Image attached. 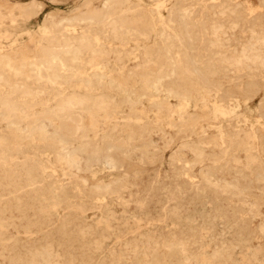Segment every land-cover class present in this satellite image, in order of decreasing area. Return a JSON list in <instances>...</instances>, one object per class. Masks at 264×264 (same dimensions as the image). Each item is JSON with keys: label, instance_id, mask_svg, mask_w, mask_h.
<instances>
[{"label": "rangeland", "instance_id": "374dc122", "mask_svg": "<svg viewBox=\"0 0 264 264\" xmlns=\"http://www.w3.org/2000/svg\"><path fill=\"white\" fill-rule=\"evenodd\" d=\"M263 28L264 0H0V264H264Z\"/></svg>", "mask_w": 264, "mask_h": 264}, {"label": "bare ground", "instance_id": "6f19581e", "mask_svg": "<svg viewBox=\"0 0 264 264\" xmlns=\"http://www.w3.org/2000/svg\"><path fill=\"white\" fill-rule=\"evenodd\" d=\"M85 2V1H84ZM192 3V2H191ZM130 6V5H129ZM189 6V5H188ZM82 9V8H81ZM129 9V8H128ZM171 9V8H170ZM16 10V9H15ZM139 10V9H138ZM93 12V11H92ZM139 12H140V10H139ZM96 13V12H95ZM170 13V12H169ZM89 14V13H88ZM94 15V14H93ZM134 15V14H133ZM140 15V14H139ZM74 16V15H73ZM89 16V15H88ZM95 16V15H94ZM137 17V16H136ZM170 17V16H169ZM112 20V19H111ZM122 22V21H121ZM146 22V21H145ZM111 23V22H110ZM109 23V24H110ZM117 23V22H116ZM123 23H124V21H123ZM154 23V22H153ZM108 24V23H107ZM98 25V24H97ZM118 25V24H117ZM123 25V24H122ZM218 25V24H217ZM70 26V25H69ZM213 26V25H212ZM221 26V25H220ZM51 27V26H50ZM105 27V26H104ZM108 27V26H107ZM115 27V26H114ZM113 28V27H112ZM123 28V27H122ZM126 28V27H125ZM54 29V28H53ZM232 29V28H231ZM252 29V28H251ZM264 29V28H263ZM60 30V29H59ZM131 30V29H130ZM136 30V29H135ZM234 30V29H233ZM64 31V30H63ZM111 31V30H110ZM117 31V30H116ZM212 31V30H211ZM217 31V30H216ZM220 31V30H219ZM51 32V31H50ZM111 32H113V31H111ZM127 32V31H126ZM137 32V31H136ZM144 32V31H143ZM196 32V31H195ZM132 33V32H131ZM168 33V32H167ZM233 33V32H232ZM53 34V33H52ZM51 34V35H52ZM116 34H117V32H116ZM252 34V33H251ZM123 35V34H122ZM165 35V34H164ZM214 35V34H213ZM212 35V36H213ZM226 35V34H225ZM232 35V34H231ZM249 35V34H248ZM64 36V35H63ZM62 36V37H63ZM79 36V35H78ZM111 36V35H110ZM112 36H113V34H112ZM115 36V35H114ZM137 36V35H136ZM141 35H139V37H140ZM145 36V35H144ZM224 36V35H223ZM227 36V35H226ZM69 37V36H68ZM122 37H124V35L122 36ZM262 37V36H261ZM56 38V37H55ZM55 38H54V40H55ZM71 38V37H70ZM111 38V37H110ZM228 38V37H227ZM251 39H252V37H250ZM65 39H67L66 37H65ZM88 39V38H87ZM114 39V38H113ZM216 39V38H215ZM258 39H260V38H258ZM35 40V39H34ZM37 40V39H36ZM59 40V39H58ZM69 40H71V39H69ZM78 40V39H77ZM107 40V39H106ZM117 40V39H116ZM125 40V39H124ZM123 40V41H124ZM219 40V39H218ZM260 40H262V39H260ZM62 41V43H63V40H61ZM119 41V40H118ZM80 42V41H79ZM105 42V41H104ZM225 42H227V41H225ZM260 42V41H259ZM262 42H264V41H262ZM34 43V42H33ZM38 43V42H37ZM61 43V44H62ZM70 44H71V42H69ZM110 43V42H109ZM142 43V42H141ZM210 43V42H209ZM212 43V42H211ZM214 43V42H213ZM255 43V42H254ZM65 44H67V43H65ZM227 44V43H226ZM234 44V43H233ZM232 44V45H233ZM238 44V43H237ZM245 44V43H244ZM253 44V43H252ZM256 44V43H255ZM25 45H26V43H25ZM73 45V44H72ZM71 45V46H72ZM91 45V44H90ZM248 45V44H247ZM260 45V44H259ZM100 46V45H99ZM212 46V45H211ZM214 46V45H213ZM219 46V45H218ZM45 47H46V45H45ZM48 47V46H47ZM66 47V46H65ZM64 47V48H65ZM69 46H67L66 48H68ZM93 47V46H92ZM58 48H60V46L58 47ZM71 48V47H70ZM69 48V49H70ZM87 48H89V47H87ZM57 49V48H56ZM72 49H74V48H72ZM49 50H50V48H49ZM172 50V49H171ZM241 50V49H240ZM21 51V50H20ZM62 51V50H61ZM64 51V50H63ZM182 51V50H181ZM242 51V50H241ZM240 51V52H241ZM46 52H48V48H47V51ZM53 52H55V51H53ZM78 52V51H77ZM104 52V51H103ZM127 52V51H126ZM246 52H247V50H246ZM55 53H57V52H55ZM86 53V52H85ZM143 53V52H142ZM235 53V52H234ZM43 54H45V53H43ZM42 54V55H43ZM163 54V53H162ZM119 55V54H118ZM123 55V54H122ZM218 55V54H217ZM216 55V56H217ZM240 55V54H239ZM244 55V54H243ZM252 55V54H251ZM255 55H257V54H255ZM41 56V55H40ZM39 56V57H40ZM44 56V55H43ZM51 56V55H50ZM145 56V55H144ZM242 56V55H241ZM246 56V55H245ZM244 56V57H245ZM256 57V56H255ZM44 58H47V56L46 57H44ZM44 58H43V61H44ZM48 58H49V56H48ZM144 58V57H143ZM185 58V57H184ZM236 58V57H235ZM246 58H247V56H246ZM251 58V57H250ZM142 59V58H141ZM148 59V58H147ZM181 59H182V57H181ZM222 59V58H221ZM244 59V58H243ZM254 59V58H253ZM257 59V58H256ZM146 60V59H145ZM225 60V59H224ZM238 60V59H237ZM245 60V59H244ZM248 60H250V62H251V59H248ZM40 61H42V59L40 60ZM46 61V60H45ZM48 61H51V59L49 58L48 59ZM47 61V62H48ZM104 61V60H103ZM126 61V60H125ZM210 61V60H209ZM222 61V60H221ZM226 61V60H225ZM229 61V60H228ZM238 62V61H237ZM21 63V62H20ZM102 63V62H101ZM162 63V62H161ZM232 63H234V62H232ZM242 64V63H241ZM251 64V63H250ZM50 65V64H49ZM160 65V64H159ZM261 65V64H260ZM47 66H48V64H47ZM163 66H164V64H163ZM262 66V65H261ZM166 67V66H165ZM211 67V66H210ZM256 67V66H255ZM236 68V67H235ZM164 69V68H163ZM184 69V68H183ZM160 70V69H159ZM215 70V69H214ZM245 70V69H244ZM184 71V70H183ZM228 71V70H227ZM232 71V70H231ZM163 72V71H162ZM233 72V71H232ZM231 72V73H232ZM254 72V71H253ZM165 73V72H164ZM167 73V72H166ZM175 73V72H174ZM211 73V72H210ZM220 73V72H219ZM182 74V73H181ZM190 74V73H189ZM132 75V74H131ZM165 75V74H164ZM206 75V74H205ZM208 75V74H207ZM135 76V75H134ZM146 76V75H145ZM150 76V75H149ZM183 76V75H182ZM212 76V75H211ZM190 77H191V75H190ZM229 77V76H228ZM231 77V76H230ZM83 78H85V77H83ZM140 78V77H139ZM181 78V77H180ZM186 78V77H185ZM144 79V78H143ZM112 80V79H111ZM146 82V81H145ZM200 82V81H199ZM214 82V81H213ZM171 83V82H170ZM175 83V82H174ZM178 85V84H177ZM97 86V85H96ZM141 87V86H140ZM144 87V86H143ZM183 88V87H182ZM98 90V89H97ZM100 90V89H99ZM98 90V91H99ZM33 92V91H32ZM182 93H184V92H182ZM27 95H28V93H27ZM96 95H99V94H96ZM34 97V96H33ZM103 98V97H102ZM71 99V98H70ZM69 99V100H70ZM76 101V100H75ZM70 102V101H69ZM103 102V101H102ZM66 103H67V100H66ZM76 103V102H75ZM78 103H79V101H78ZM82 103V102H81ZM6 104V103H5ZM109 104V103H108ZM65 106L66 104H63L62 103V105H60V106ZM72 105V104H71ZM68 106H70V105H68ZM68 106H66V107H68ZM101 106V105H100ZM71 107V106H70ZM52 108V107H51ZM64 108V107H63ZM59 109H61V107L59 108ZM72 117V116H71ZM236 133V132H235ZM226 136V135H225ZM234 137V136H233ZM229 139H231V138H229ZM231 141H232V139H231ZM243 143V142H242ZM233 144V143H232ZM230 145V144H229ZM119 149V148H118ZM113 150V149H112ZM115 150V149H114ZM114 156V155H113ZM232 159V158H231ZM118 161V160H117ZM237 161V160H236ZM66 162V161H65ZM116 162V161H115ZM214 164V163H213ZM222 166V165H221ZM155 174V173H154ZM1 177V176H0ZM174 178H175V176H174ZM219 186V185H218ZM219 189V188H218ZM232 189V188H231ZM234 193V192H233ZM81 210V209H80ZM79 210V211H80ZM219 211V210H218ZM2 218V217H1ZM63 225V224H62ZM84 230V229H83ZM69 231V230H68ZM83 233V232H82ZM103 233V232H102ZM69 234V233H68ZM86 235V234H85ZM65 236V235H64ZM67 237V236H66ZM84 237V236H83ZM69 238V237H68ZM73 239V238H72ZM71 239V240H72ZM79 242V241H78ZM51 245V244H50ZM100 245V244H99ZM87 246V245H86ZM97 246V245H96ZM46 250V249H45ZM43 251V250H42ZM45 252V251H44ZM36 253V252H35ZM41 253V252H40ZM30 254V253H29ZM42 254V253H41ZM212 254V253H211ZM225 254V253H224ZM228 254V253H227ZM221 255V254H220ZM214 257V256H213ZM41 258V257H40ZM217 259V258H216ZM223 259V258H222ZM20 262V261H19Z\"/></svg>", "mask_w": 264, "mask_h": 264}]
</instances>
